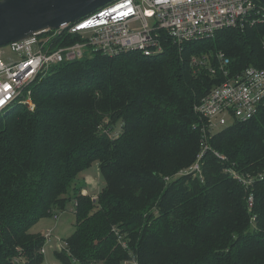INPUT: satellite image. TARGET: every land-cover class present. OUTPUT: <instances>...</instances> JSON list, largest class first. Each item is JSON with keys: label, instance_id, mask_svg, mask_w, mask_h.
I'll list each match as a JSON object with an SVG mask.
<instances>
[{"label": "trees", "instance_id": "obj_1", "mask_svg": "<svg viewBox=\"0 0 264 264\" xmlns=\"http://www.w3.org/2000/svg\"><path fill=\"white\" fill-rule=\"evenodd\" d=\"M263 40L264 21L153 56L97 51L28 86L34 109L0 115V264H44L46 238L31 229L70 202L61 264H264V104L210 135L201 176L180 174L201 150L194 105L226 80L218 54L233 74L264 67ZM95 162L105 184L93 200L78 182Z\"/></svg>", "mask_w": 264, "mask_h": 264}, {"label": "built area", "instance_id": "obj_2", "mask_svg": "<svg viewBox=\"0 0 264 264\" xmlns=\"http://www.w3.org/2000/svg\"><path fill=\"white\" fill-rule=\"evenodd\" d=\"M140 21L143 27L132 28ZM264 21V3L261 0H115L89 15L56 29H46L32 36L8 43L11 52L0 47V115L6 114L18 103L34 109L32 91L28 88L41 75L62 62L79 60L87 54L102 52L115 56L123 52L139 51L144 55L160 54L165 44L178 46L194 40L213 37L226 28H245ZM264 48V40H263ZM220 69L226 80L215 86L194 105L203 118L200 125L201 150L196 162L180 174H202L201 160L209 150L211 134L234 120L253 118L264 104V67L250 65L233 74L230 59L218 54ZM198 59L194 58V62ZM5 85L9 86L5 89ZM215 154L226 157L219 152ZM244 185L254 179L230 170ZM169 181V177L166 178ZM87 194V190H83ZM97 195H92L96 200ZM250 205L253 199H249ZM113 231L124 248L127 242L117 227ZM46 241L51 234H45ZM67 243L61 240V249ZM41 252L45 254L43 246ZM17 263L28 264L21 258ZM124 264H140L135 256Z\"/></svg>", "mask_w": 264, "mask_h": 264}, {"label": "water", "instance_id": "obj_3", "mask_svg": "<svg viewBox=\"0 0 264 264\" xmlns=\"http://www.w3.org/2000/svg\"><path fill=\"white\" fill-rule=\"evenodd\" d=\"M113 1L0 0V47L77 21Z\"/></svg>", "mask_w": 264, "mask_h": 264}, {"label": "rangeland", "instance_id": "obj_4", "mask_svg": "<svg viewBox=\"0 0 264 264\" xmlns=\"http://www.w3.org/2000/svg\"><path fill=\"white\" fill-rule=\"evenodd\" d=\"M131 26L135 30H139L143 27L140 21L133 22ZM3 47L6 51L11 52V49L8 45H4ZM118 126L119 127H117V129L112 132L113 136H117L119 134L120 125ZM98 168V162H95L87 171L82 173L83 178L78 182L83 183L86 181L88 186L86 189L91 192L92 195H97L105 184V181ZM89 178H91L90 182ZM74 208V202H70L66 211H58L52 216L41 218L32 227L31 232L33 233L42 234L44 236L46 233H48L53 236V238H51V240H47L44 245L46 250L44 254V264H61L56 252L61 249V240L70 237L75 230L76 215Z\"/></svg>", "mask_w": 264, "mask_h": 264}, {"label": "crops", "instance_id": "obj_5", "mask_svg": "<svg viewBox=\"0 0 264 264\" xmlns=\"http://www.w3.org/2000/svg\"><path fill=\"white\" fill-rule=\"evenodd\" d=\"M99 169V168H98ZM89 177V176H88ZM91 181V178H89V182ZM92 187V186H91Z\"/></svg>", "mask_w": 264, "mask_h": 264}, {"label": "snow or ice", "instance_id": "obj_6", "mask_svg": "<svg viewBox=\"0 0 264 264\" xmlns=\"http://www.w3.org/2000/svg\"><path fill=\"white\" fill-rule=\"evenodd\" d=\"M7 87H9V86L5 85V89H7Z\"/></svg>", "mask_w": 264, "mask_h": 264}]
</instances>
